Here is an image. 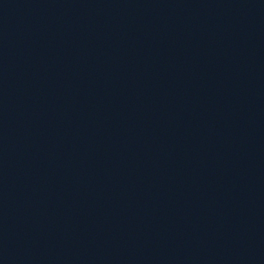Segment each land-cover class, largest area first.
Instances as JSON below:
<instances>
[{
	"label": "water",
	"instance_id": "water-1",
	"mask_svg": "<svg viewBox=\"0 0 264 264\" xmlns=\"http://www.w3.org/2000/svg\"><path fill=\"white\" fill-rule=\"evenodd\" d=\"M0 264H264V0H0Z\"/></svg>",
	"mask_w": 264,
	"mask_h": 264
}]
</instances>
